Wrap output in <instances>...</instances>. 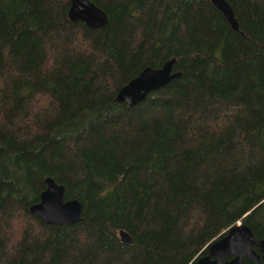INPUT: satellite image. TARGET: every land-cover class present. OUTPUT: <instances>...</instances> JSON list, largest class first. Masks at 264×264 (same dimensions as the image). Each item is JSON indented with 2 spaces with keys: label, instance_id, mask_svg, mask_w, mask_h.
<instances>
[{
  "label": "trees",
  "instance_id": "1",
  "mask_svg": "<svg viewBox=\"0 0 264 264\" xmlns=\"http://www.w3.org/2000/svg\"><path fill=\"white\" fill-rule=\"evenodd\" d=\"M89 1L104 28L0 0V264H196L238 224L263 239L264 0H225L238 32L209 0ZM172 59L179 78L116 101ZM47 178L82 222L29 212Z\"/></svg>",
  "mask_w": 264,
  "mask_h": 264
},
{
  "label": "water",
  "instance_id": "2",
  "mask_svg": "<svg viewBox=\"0 0 264 264\" xmlns=\"http://www.w3.org/2000/svg\"><path fill=\"white\" fill-rule=\"evenodd\" d=\"M209 1L223 15L230 29L238 32L230 5L225 0ZM68 18L70 22H80L91 30L102 29L108 23L106 13L89 0H71ZM175 61L172 59L159 69H143L119 89L116 101L129 107L144 102L148 95L180 77L181 74L174 73L172 69ZM45 185L39 203L30 206L29 212L44 225H75L82 222L83 205L78 200L65 201V187L56 184L52 178H47ZM118 236L124 244H132L126 232L120 231ZM245 259L254 264L260 261L264 263V238L256 239L245 225L238 224L224 237L213 242L208 247V255L198 258L196 264H242Z\"/></svg>",
  "mask_w": 264,
  "mask_h": 264
},
{
  "label": "rangeland",
  "instance_id": "3",
  "mask_svg": "<svg viewBox=\"0 0 264 264\" xmlns=\"http://www.w3.org/2000/svg\"><path fill=\"white\" fill-rule=\"evenodd\" d=\"M119 237V236H118Z\"/></svg>",
  "mask_w": 264,
  "mask_h": 264
}]
</instances>
